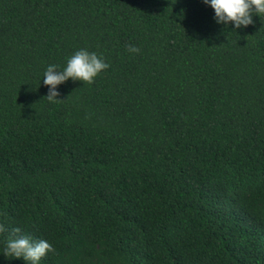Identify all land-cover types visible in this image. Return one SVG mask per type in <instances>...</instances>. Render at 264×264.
<instances>
[{"label":"trees","instance_id":"16d2710c","mask_svg":"<svg viewBox=\"0 0 264 264\" xmlns=\"http://www.w3.org/2000/svg\"><path fill=\"white\" fill-rule=\"evenodd\" d=\"M80 48L109 67L50 102ZM0 225L47 240L40 264H264V16L0 0Z\"/></svg>","mask_w":264,"mask_h":264},{"label":"clouds","instance_id":"9594fccd","mask_svg":"<svg viewBox=\"0 0 264 264\" xmlns=\"http://www.w3.org/2000/svg\"><path fill=\"white\" fill-rule=\"evenodd\" d=\"M213 10V19L217 24L227 25L231 22L233 28H241L253 23V14L264 16V0H202ZM129 53H138L140 50L135 45H128ZM109 67L102 55L86 48L75 50L62 68L56 64H48L43 73V84L47 86V95L50 102L58 100L57 85L69 78L87 83L104 69ZM41 78V77H40ZM5 231L0 225V232ZM12 233L0 242V255L5 258L21 259L24 264H40V260L46 253L51 252L52 245L44 239L35 240L28 235L21 234L19 227H13Z\"/></svg>","mask_w":264,"mask_h":264}]
</instances>
